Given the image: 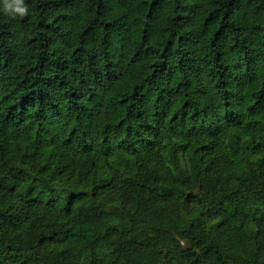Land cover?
I'll use <instances>...</instances> for the list:
<instances>
[{
    "label": "trees",
    "instance_id": "obj_1",
    "mask_svg": "<svg viewBox=\"0 0 264 264\" xmlns=\"http://www.w3.org/2000/svg\"><path fill=\"white\" fill-rule=\"evenodd\" d=\"M0 0V264H264V0Z\"/></svg>",
    "mask_w": 264,
    "mask_h": 264
},
{
    "label": "clouds",
    "instance_id": "obj_2",
    "mask_svg": "<svg viewBox=\"0 0 264 264\" xmlns=\"http://www.w3.org/2000/svg\"><path fill=\"white\" fill-rule=\"evenodd\" d=\"M4 10L13 18L17 16L23 18L29 14V9L24 4V0H4Z\"/></svg>",
    "mask_w": 264,
    "mask_h": 264
}]
</instances>
